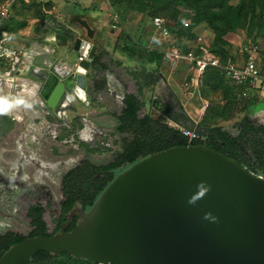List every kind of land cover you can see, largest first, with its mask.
<instances>
[{"label":"rangeland","instance_id":"rangeland-1","mask_svg":"<svg viewBox=\"0 0 264 264\" xmlns=\"http://www.w3.org/2000/svg\"><path fill=\"white\" fill-rule=\"evenodd\" d=\"M99 1L106 4L108 10L98 9L96 13L111 14L107 17V25H110L107 28H111L94 37L100 61L92 65L85 76L86 100L66 88L54 107L42 94L48 78L56 76L55 91L66 79L77 80L80 75L75 67L78 55L73 51V45L66 51L67 40L73 35L67 28L70 19L63 23L43 14V6L50 8L49 4L14 8L12 18L16 21L13 26L16 33L3 42L5 56L0 57V97H7L9 102L24 99L32 107L19 105L0 114V231L9 227L28 231L29 224L22 213L25 201L36 194L48 196L57 207L62 177L77 165L79 159H89L97 166L108 165L124 151L132 136L118 131V115L124 108L127 90H134L141 99L142 114L174 126L163 114V107L172 103L178 109L180 105L187 116L193 113L202 127L221 126L232 136L239 137L249 148L248 155L254 141L264 137L260 130L239 126L248 116L257 127H264V95L250 91L249 96L244 97L222 71L209 70L202 87L195 90L185 85L193 69L181 62L175 65L165 60L167 69L176 67L171 81L159 79L160 82L155 83L153 74L148 73L145 84L142 76H138L144 75L145 69L133 70L135 76L122 66L125 62L122 58L131 52L147 53L157 45L162 49L168 47V41L154 31L153 19L157 16L168 22L171 39L183 49L200 51L204 47L221 59L243 61L247 57V46L264 60V0H164L154 3L155 10H151L154 0ZM58 2L71 4L66 0H56ZM162 5L173 7L162 11ZM207 7L218 19L209 21L203 17L201 9ZM115 14L119 17L117 21ZM35 16H41L44 25L48 19L59 22L65 33L59 35L55 45L42 38L45 31L51 32L49 26L37 29L30 36L22 34L21 27L33 25ZM185 22L190 26H185ZM74 27L81 29L82 36L87 37L80 26ZM220 27L226 30L220 31ZM201 35H204V42L199 40ZM153 39L155 44H150ZM116 65L120 67L117 70ZM107 74H111L109 79L113 86H108ZM125 79L130 83L126 85L127 90L124 83H117V80ZM102 80L107 81V86L98 90L97 82ZM181 127L196 128L190 123ZM242 156L245 155L242 153ZM247 168H254L256 174L263 175L257 165ZM51 218L55 223V216ZM54 264L96 263L64 258L57 259Z\"/></svg>","mask_w":264,"mask_h":264},{"label":"water","instance_id":"water-1","mask_svg":"<svg viewBox=\"0 0 264 264\" xmlns=\"http://www.w3.org/2000/svg\"><path fill=\"white\" fill-rule=\"evenodd\" d=\"M70 22L87 33L67 40L84 57L75 67L86 86L96 30L78 14ZM55 83L50 76L42 91L49 102ZM124 167L88 212L76 203L59 233L27 237L0 264H33L41 251L96 264H264V175L204 143L172 146ZM77 213L81 220L68 232Z\"/></svg>","mask_w":264,"mask_h":264},{"label":"trees","instance_id":"trees-1","mask_svg":"<svg viewBox=\"0 0 264 264\" xmlns=\"http://www.w3.org/2000/svg\"><path fill=\"white\" fill-rule=\"evenodd\" d=\"M4 1V0H3ZM52 0L46 2H31L25 4H49ZM164 0H154L152 2L151 10H155L154 3H162ZM203 2L204 0H199ZM173 6H161L162 11H168ZM203 17L207 20H216L208 7L201 9ZM13 18L10 20L12 21ZM14 23L4 24L3 30L16 33ZM190 26V25H189ZM187 26V27H189ZM220 31L226 28H219ZM187 51V49H183ZM200 52V51H197ZM147 60L150 62H157L160 64L164 60V53L158 50H149L146 53ZM221 59V58H220ZM100 57L96 56L93 60V66L97 65ZM224 63L226 59H221ZM209 70H220L225 75L220 67H207L203 81ZM98 90H103L107 86V81L102 80L97 82ZM237 87V86H236ZM239 87V86H238ZM241 88V87H240ZM242 90V88H241ZM176 109L172 103H166L163 107V114L167 119L178 122L180 125L189 123L190 118L186 115L183 107ZM180 111V112H179ZM120 125L118 131L121 133L130 134L132 136L126 142L124 151L120 153L113 162L108 165L97 166L89 159L81 160L80 164L71 169L63 178L62 193L63 198L60 202V208L57 211L51 209V203L45 198L31 201L25 211V216L29 220L31 226L29 232L26 234L18 229H8L0 233V258L15 244L22 242L27 237L36 236H53L58 233L64 222L67 220L69 212L75 206L77 201H82L88 208H91L96 202L101 193L115 178L113 174H107L105 178H95V174L109 168H118L122 163L132 165L139 160L151 155L152 153L170 148L176 145H188L186 138L181 131L172 127L168 123L160 122L152 118L149 114L141 113V101L133 93H127L124 98V108L122 113L118 115ZM239 126L250 130H260L264 135V127H257L253 121L246 116ZM201 135H206V139L199 141V143L207 144L209 147L222 152L228 157L238 161V163L247 168L248 165H257L264 175V137L254 141L251 153L248 155L249 148L244 144L239 137L232 136L227 130L221 126H214L211 128L202 127L197 124L195 126ZM245 156L240 157L241 154ZM249 156V157H248ZM256 163V164H255ZM249 169V168H247ZM254 172L253 169H249ZM51 214L57 216L56 224L52 222ZM78 223V217L73 219L72 225L67 231L73 230ZM77 258L68 253L56 254L38 252L32 259L33 264H54L57 259ZM81 259V258H79ZM86 260V259H85Z\"/></svg>","mask_w":264,"mask_h":264},{"label":"built area","instance_id":"built-area-1","mask_svg":"<svg viewBox=\"0 0 264 264\" xmlns=\"http://www.w3.org/2000/svg\"><path fill=\"white\" fill-rule=\"evenodd\" d=\"M48 0H4L0 3V42L3 43L8 39L9 33L3 30L4 22L12 19V14L16 5L20 2H46ZM118 15L115 14L114 20H118ZM153 25L159 34L168 41V47L164 50V59L177 64L179 62H186L193 69V76L185 82L187 87L200 88L203 75L209 66L220 67L223 69L225 75L237 86L243 90V96H249L250 91L256 90L264 92V60L255 55L254 51L249 47H245L247 54L243 62L228 59L224 63L219 57L214 55L209 49L202 48L200 52L195 50L184 51L171 38V29L168 22L162 17H154ZM189 26V22L184 23ZM201 42H204V36L199 37ZM4 50V49H3ZM5 54V50H4ZM84 57H78V63ZM182 135L186 138L188 145L197 144L204 138L201 136L196 128L179 127Z\"/></svg>","mask_w":264,"mask_h":264},{"label":"crops","instance_id":"crops-1","mask_svg":"<svg viewBox=\"0 0 264 264\" xmlns=\"http://www.w3.org/2000/svg\"><path fill=\"white\" fill-rule=\"evenodd\" d=\"M66 2L67 3H71L73 6L71 4H65V3L62 4V3H59V2L56 3V0H52L49 3V7L50 8H46V6H43V11L42 12H43V14H45V15H47L49 17H52L55 20H58L59 22H63V23L64 22L66 23L67 21H69V19L71 20V18L74 15H77V14L78 15H81L84 19H87L88 22L90 23L91 27L96 30L95 37H98L101 34H103L104 32H107V30H110L111 27L110 28H107V26H110V25H107L108 24L107 17L108 16H111V14L108 15V13L107 14L106 13H101V14L96 13V11L98 9H100V10H108V7H107L106 4L100 3V1H99V4H98L97 3V0H72V1L71 0H66ZM18 5H25L27 7L28 6H32L31 4H25L23 2L18 3L16 5V7ZM33 5H40V4H33ZM41 5H46V4H41ZM60 5H62V7H59ZM40 17L41 16H35L33 18V22H34L33 25L28 26V27L27 26H23V27H21V30L20 31L22 32V34L24 33V34H27V36H30V34H33V33L35 34V31L37 29H39V28L40 29L41 28H46V26L47 27L49 26L50 28H52L51 29V32H46L45 31V33L43 34V37L42 38L43 39L46 38L44 40L46 42H48L50 45H55L56 42H57V39L59 38V35L62 33V29L63 28L60 27V25L58 24L59 23L58 21L57 22H55V21H49V19L48 20H45L47 22V25H44L42 23V19ZM10 22L11 23H15L16 21H15V19H13ZM10 22H9V24H10ZM76 25L77 26H80L84 31H86L85 28L82 27L79 24H74V23H71V22H70V24L68 23L67 28H69L72 31V34H73L72 36L74 37V40L77 37H83L82 34H81V29H79L77 27H74ZM5 31H7V30H5ZM154 31L156 33H159L155 29V27H154ZM7 32L9 33L8 38H12L13 36H15V33H12V32H9V31H7ZM28 38H30V37H28ZM32 40L34 42L36 41L35 39H32ZM94 41L95 40H93V43L96 44ZM150 44H155V40L153 39ZM68 48L70 50V42L67 41V49H66V51L68 50ZM3 49H4L3 43L0 42V57H4L5 56ZM98 49H99V47H98ZM152 49L161 51L163 53H164V50H165V49H162L161 48V45L153 46V47H151V50ZM74 52H75V54L77 56L78 53L76 51H74ZM96 56H99V55H96ZM78 57H79V55H78ZM122 59L125 60V62L123 63L122 66L130 69V71H132L131 74H135V73H133V70H137V69L143 70V69H145L146 73L144 75H138L140 77L142 76L141 78H143L142 81H143L144 84L148 80V78L146 77V75L148 73H152L153 74V77H154V82L155 83H158V82H160L159 79L171 81L172 74H174L176 72L175 71L176 70V67H172V69H170V70L167 69V67L164 65L165 59L160 64H158L156 61L155 62L148 61L147 60V57H146V53H135L134 54V52H131L130 55H127L126 57H123ZM237 61L243 62L244 60L243 61L242 60H237ZM143 62H145V63H143ZM181 63H183L182 65H185L188 68L192 69L188 63H186V62H181ZM103 67H104V65H103ZM118 67L119 66L116 65L115 69L117 70ZM109 71L110 70H108V73H111ZM193 74H194V72H193ZM193 74H192V76H193ZM110 76H111V74H107V78H108V82H109L108 86H113V82L111 81L112 79L111 80L109 79ZM135 76H136V74H135ZM187 80H189V79H187ZM117 83L119 85H123V83H124L125 84L124 87H125L126 90H127V86L126 85L127 84H130L127 79H125L123 81L122 80L121 81L120 80H117ZM234 85L237 86L235 83H234ZM237 88L240 90L241 93H243V90H241L240 87L237 86ZM195 90H196V88H195ZM252 91H256V90H252ZM256 92H260V91H256ZM127 93H133V94H135L134 90H129V91L127 90L124 94L126 95ZM135 95L137 96V94H135ZM262 95H264V92H262ZM156 97L159 99V97L157 95V92H156ZM158 99H157L156 102H159ZM139 100L141 101L140 98H139ZM123 102H124V100H123ZM183 106H186V105L183 104ZM190 114L191 115H188L189 118H190L189 123L193 127L194 126H197L196 124H198V121L193 117V113H190ZM170 121L174 123V126L171 125L172 127H175L177 129H179V127H181V125L178 122H175L173 120H170ZM176 123H178V124H176Z\"/></svg>","mask_w":264,"mask_h":264},{"label":"flooded vegetation","instance_id":"flooded-vegetation-1","mask_svg":"<svg viewBox=\"0 0 264 264\" xmlns=\"http://www.w3.org/2000/svg\"><path fill=\"white\" fill-rule=\"evenodd\" d=\"M81 100H86V99H81ZM84 158H81V159H79L78 160V163H77V165L76 166H78V164H80V162H81V160H83ZM125 164H127L128 166H130L128 163H122L117 169L116 168H109V169H113V171L112 172H110V173H106V175L107 174H113L115 177L119 174V173H121L123 170H125V167H124V165ZM75 166V167H76ZM74 167V168H75ZM73 169V168H72ZM106 170H108V169H106ZM106 170H103V171H106ZM70 171V170H69ZM68 171V172H69ZM67 172V173H68ZM100 172V171H99ZM66 173V174H67ZM98 173V172H97ZM96 173V174H97ZM65 174V175H66ZM96 174H95V178H98V177H96ZM64 175V176H65ZM106 175L104 176V177H102V178H105L106 177ZM64 176L62 177V181H61V198H60V200L58 201V205H57V207H55L54 206V204L52 203V201H51V199L48 197V196H45V195H42V194H36L34 197H32V198H30V199H28V200H26L25 201V205H24V209H23V217H24V219L28 222V224H29V228H28V231L27 232H24V231H22L21 229H19V228H15V227H9V228H6L5 230H3V231H0V233L1 232H4V231H6V230H8V229H18V230H21L22 232H24V233H28L29 232V230H30V226H31V224H30V222H29V220H27V218H26V216H25V211H26V209H27V207L29 206V204H30V202L31 201H35V200H38L39 198H45V199H47L50 203H51V209L55 212V211H57L59 208H60V202H61V199L63 198V193H62V182H63V178H64ZM99 177H101V176H99ZM78 202H82V201H77L76 203H78ZM76 203H75V205H76ZM83 203V202H82ZM84 204V203H83ZM85 205V204H84ZM75 207V206H74ZM73 207V208H74ZM90 210V208H88L86 205H85V211L86 212H88ZM71 212V211H70ZM69 212V213H70ZM69 215V214H68ZM51 216H52V214H51ZM55 216V215H54ZM75 217H78V222L81 220V216L77 213L76 215H75ZM74 217V218H75ZM55 218H57V216H55ZM73 218V219H74ZM52 219V218H51ZM73 219H72V222H71V224L69 225V227L72 225V223H73ZM68 221V216H67V220H66V222ZM52 222H53V220H52ZM66 222H64L63 224H65ZM54 224H56V222L54 223ZM78 224V223H77ZM68 227V228H69ZM62 228V227H61ZM68 228H67V230H68ZM60 231H61V229H60ZM59 231V232H60ZM58 232V233H59ZM69 232V231H68ZM57 234V233H56Z\"/></svg>","mask_w":264,"mask_h":264},{"label":"bare ground","instance_id":"bare-ground-1","mask_svg":"<svg viewBox=\"0 0 264 264\" xmlns=\"http://www.w3.org/2000/svg\"><path fill=\"white\" fill-rule=\"evenodd\" d=\"M49 75L47 76L49 77ZM84 87H85V84H84L83 78L81 77H78L77 80L67 79L64 82V86L62 85L61 87L55 90L53 99L49 102V105L51 107H54L57 104L58 97L65 91V88L73 90L78 95V97H80V99H86ZM50 88L51 86L49 85L46 92H49Z\"/></svg>","mask_w":264,"mask_h":264},{"label":"clouds","instance_id":"clouds-1","mask_svg":"<svg viewBox=\"0 0 264 264\" xmlns=\"http://www.w3.org/2000/svg\"><path fill=\"white\" fill-rule=\"evenodd\" d=\"M23 105L26 108H31L32 105L27 103L24 99H13L12 102H9L7 97H0V114L6 113L9 109Z\"/></svg>","mask_w":264,"mask_h":264}]
</instances>
